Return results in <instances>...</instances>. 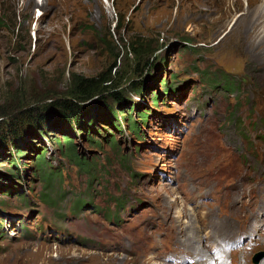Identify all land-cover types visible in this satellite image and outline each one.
Instances as JSON below:
<instances>
[{
  "label": "rangeland",
  "instance_id": "374dc122",
  "mask_svg": "<svg viewBox=\"0 0 264 264\" xmlns=\"http://www.w3.org/2000/svg\"><path fill=\"white\" fill-rule=\"evenodd\" d=\"M262 4L0 0V136L12 140L32 110L57 125L73 76L114 64L126 107L150 112L140 137L101 95L84 102L86 125H54L50 137L26 126L16 177L17 149L0 148V264H254L264 253ZM68 132L88 167L58 149ZM40 148L49 185L30 158Z\"/></svg>",
  "mask_w": 264,
  "mask_h": 264
},
{
  "label": "trees",
  "instance_id": "16d2710c",
  "mask_svg": "<svg viewBox=\"0 0 264 264\" xmlns=\"http://www.w3.org/2000/svg\"><path fill=\"white\" fill-rule=\"evenodd\" d=\"M112 67L111 69H109V71L102 73L101 75L94 77V78H83L77 75L73 76V82H74L75 87L73 90H71L72 92L70 93V99H64L61 102H59V105H58L59 111L56 113L57 114L56 117L58 119L57 125L54 123L52 124V121L49 120L48 116H44L43 113L41 114L37 110H34V111L32 110L31 114L26 116V119L24 118V119L19 120V122L16 121L12 123L13 125L12 130H10L12 132V140H9L11 133L8 134L7 137L6 135L0 136V148L2 147V149H4L5 154L7 152L6 147L8 148L9 145L13 149H17V151L15 152L16 154L15 157L17 158V161L9 159L11 166L17 170L15 172V177L20 176V172L22 174L23 170L26 168V166L24 167L22 166L23 164L19 165V162H18V160H21V158L24 155H26L25 151L20 146L24 144L23 141L25 140V138L27 137L30 138L33 136L32 132H30L26 126L39 129L37 133L38 137L42 135L45 137H50V135H48L47 133V130L53 129L54 125H56L57 127H61V128L62 127L70 128L72 124H75L76 126H79L80 124L86 125L87 123H85L84 116L86 115L87 108L91 106L87 107L88 104H84V102L91 100L97 95H101L103 99L106 98L108 100H112L114 102H117L120 106H123L122 108L123 110L120 109L121 111L119 112L118 115H120L121 119H123V121L125 122V128H127L131 132L130 134H132L133 136H136V137L142 136L143 125H147L150 112L148 108L147 110H139L137 108L138 107L137 104H135V107L133 108L134 113H133V109L126 107V103H127L126 98L124 97V95H122V93H119L118 87L115 86L116 78H115V74H113L114 68ZM134 86H135V91L137 93H139L141 96H145V93L147 90L145 83L143 82H140L138 84L135 83ZM170 88H171V85L167 86L166 87L167 91H169ZM104 93H107L108 96L105 97ZM162 95H164V92L162 93ZM103 99H100L98 102H96V104H102L104 111L107 113L108 117L109 118L112 117L110 118V120H112L111 122H113L115 127L117 126L122 129L123 126L117 123L118 116H115L116 113L112 110L113 108L108 107V105L105 103ZM159 102H160L159 98L157 97L154 98L155 107L159 105ZM121 114H124L126 116H121ZM0 116L4 117L3 114H0ZM93 116L96 119H103L107 121L106 120L107 117L103 116L102 114H99V112H95ZM105 121H102V122H105ZM90 122H92L91 125H94L96 123L95 121L93 120L91 121V119H89L88 124H90ZM99 123H101V121H99ZM70 136L71 134L70 132H68V134L65 133L62 138H59L58 149L63 153L64 156L75 158L77 159V162L81 166L88 167L92 161H89L86 158L79 157V153L76 152L77 149H76L74 140ZM89 142L94 145L99 144V141H96L95 139L92 140L91 138ZM110 143L114 145L113 146L114 148L117 145V142L114 140V138L111 140ZM37 151H40V152L35 153L36 156L35 155L30 156L31 161L34 162V164L38 162L40 164V166L39 165L36 166L37 168L36 170H34V173L38 176L39 171H42L41 177L45 179L44 180L46 182L45 185H49L52 181L51 177H53V174H50L47 176L45 170H42L45 167L44 166L45 162L48 164L45 158V154H44L45 150H42L40 148V149H37ZM24 165H27V164H24ZM2 186H3V183L0 181V187ZM5 187L8 188L9 184H6ZM14 190H16V188ZM11 192H14V191H11Z\"/></svg>",
  "mask_w": 264,
  "mask_h": 264
},
{
  "label": "bare ground",
  "instance_id": "6f19581e",
  "mask_svg": "<svg viewBox=\"0 0 264 264\" xmlns=\"http://www.w3.org/2000/svg\"><path fill=\"white\" fill-rule=\"evenodd\" d=\"M30 2L32 3L33 2V0H30ZM262 2L264 3V0H262ZM261 11V12H260ZM261 13V14H264V7H263V4H262V6L261 7H259V9H258V13ZM255 14H257V13H255ZM258 19V18H257ZM262 35H263V37H264V27H263V30H262ZM241 194H242V189H237ZM181 213H182V217H183V214H184V209H182L181 210ZM255 214V213H254ZM250 218H251V221H252V219H253V215L252 214H250ZM257 221H259V220H257ZM257 243H258V245L260 246V247H263L264 248V233L260 236V239L258 240V241H256Z\"/></svg>",
  "mask_w": 264,
  "mask_h": 264
},
{
  "label": "water",
  "instance_id": "95a60500",
  "mask_svg": "<svg viewBox=\"0 0 264 264\" xmlns=\"http://www.w3.org/2000/svg\"><path fill=\"white\" fill-rule=\"evenodd\" d=\"M263 257H264L263 253L256 255L254 262L258 264Z\"/></svg>",
  "mask_w": 264,
  "mask_h": 264
}]
</instances>
